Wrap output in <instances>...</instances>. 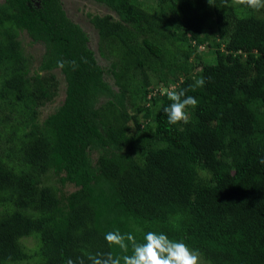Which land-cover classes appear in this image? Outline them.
<instances>
[{
    "label": "trees",
    "instance_id": "obj_1",
    "mask_svg": "<svg viewBox=\"0 0 264 264\" xmlns=\"http://www.w3.org/2000/svg\"><path fill=\"white\" fill-rule=\"evenodd\" d=\"M92 1L111 11L89 14L108 66L62 0L0 2V264L131 254L104 239L116 230L138 241L163 232L208 264H264L261 10L224 0H156L151 9ZM22 31L45 48L37 67ZM61 59L78 67L60 68ZM56 69L66 95L41 122L40 107L58 94ZM160 73L158 83L178 91L205 79L187 92L198 101L187 125L168 123V91L152 88ZM51 168L76 187L68 196L43 180Z\"/></svg>",
    "mask_w": 264,
    "mask_h": 264
},
{
    "label": "clouds",
    "instance_id": "obj_2",
    "mask_svg": "<svg viewBox=\"0 0 264 264\" xmlns=\"http://www.w3.org/2000/svg\"><path fill=\"white\" fill-rule=\"evenodd\" d=\"M224 3L243 5L253 11L264 9V0H224ZM66 63L71 65L73 70L78 67L75 61L66 62L62 59L57 61L60 68ZM205 83L203 77L194 78V83L189 85L188 89L178 91L172 88L167 92L171 103L163 108V112L170 125H187L190 122L188 109H195L198 101L195 97L187 95V92L204 87ZM260 163L264 164V158H261ZM104 239L110 247L115 246L123 253H128L131 248V254L119 256L111 251L97 252L87 256L89 264H201V253L198 249H191L184 242L172 240L163 232L147 231L143 234L142 240L138 241L133 234H122L116 230L107 232ZM67 264H86V261L84 257H78L76 261L68 259Z\"/></svg>",
    "mask_w": 264,
    "mask_h": 264
},
{
    "label": "rangeland",
    "instance_id": "obj_3",
    "mask_svg": "<svg viewBox=\"0 0 264 264\" xmlns=\"http://www.w3.org/2000/svg\"><path fill=\"white\" fill-rule=\"evenodd\" d=\"M3 1L4 0H0V2H3ZM62 1H63V7H64L67 15L72 20L79 23L84 28V30L88 33V35H89V46L94 50L98 61L102 65L108 66L109 61L104 59L99 52L98 30L91 23L90 18L92 16L90 17L89 14H91V15H95V14L105 15L107 13H111L110 9L106 5L96 3L95 1H92V0H62ZM139 1L142 2L143 6H145L148 9H151V8H154L157 6L156 0H139ZM260 14H262V16H264V9L263 10L261 9ZM204 22L206 23V25H209V23H211L210 17L207 16L206 14H205ZM20 39L22 41V45L24 47L26 54L29 55V57H31L33 59V67H37V65L39 64V61L42 57V54L44 52V49H45L43 44L33 42L32 38L30 37V35L26 31L21 32ZM200 49L207 51L208 46L207 45L201 46ZM201 50L199 51L200 53L202 52ZM54 72L57 74L58 79H59L58 94L56 95V97L54 98L53 101L48 102L44 106L40 107L39 119L41 122L62 103V101L64 100L65 95H66V84H65V81L63 79V76L61 75L59 69H56ZM106 77H107V80L111 84H113V86L115 88H117L114 85L113 77H111V76H106ZM166 77H167V75H164L162 73L153 76L154 84H153L152 88H154V92H158V90H160L164 93V92L169 91L172 88H174V83H171V85H169V86H166L165 84H161V83L159 84L158 83L159 80L166 79ZM6 144H7V148L12 146V144H8V143H6ZM139 155L140 154L138 153V156ZM96 158H97V153L93 154V159L96 160ZM62 176H63V173L57 174L54 171V169L51 168L46 173V175L43 176V180L46 183H52L55 186H57L60 195L68 196V194L71 193L72 191H74L76 189V187L71 183L62 184V182L60 180V178ZM23 241H24L23 243L26 245V249L29 253L32 254V253H34L35 250H37V248H38V240L37 239L30 237V238H26L25 240L23 239ZM32 259H34V258H31L27 261L24 260V261L18 262L16 264H29V263L33 264L34 260L31 261ZM201 264H208V263L204 262L201 258Z\"/></svg>",
    "mask_w": 264,
    "mask_h": 264
},
{
    "label": "flooded vegetation",
    "instance_id": "obj_4",
    "mask_svg": "<svg viewBox=\"0 0 264 264\" xmlns=\"http://www.w3.org/2000/svg\"><path fill=\"white\" fill-rule=\"evenodd\" d=\"M4 1H5V0H4ZM4 1H3V2H4ZM62 3H63V1H62ZM30 37H31V36H30Z\"/></svg>",
    "mask_w": 264,
    "mask_h": 264
}]
</instances>
